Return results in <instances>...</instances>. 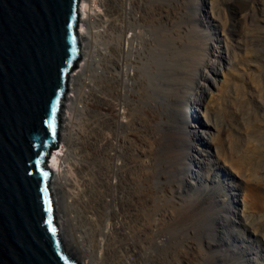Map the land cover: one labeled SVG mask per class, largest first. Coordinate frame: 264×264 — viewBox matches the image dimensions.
Masks as SVG:
<instances>
[{
    "label": "bare ground",
    "instance_id": "bare-ground-1",
    "mask_svg": "<svg viewBox=\"0 0 264 264\" xmlns=\"http://www.w3.org/2000/svg\"><path fill=\"white\" fill-rule=\"evenodd\" d=\"M164 1L80 0L82 59L68 81L58 148L49 160L58 226L80 264H179V250L164 230H170L165 223L174 230L171 222L179 220L174 212L183 203L175 198L182 184L175 189L168 180H191L181 165L194 159L183 151L194 148L186 130L200 140L212 138L209 129H202L210 122L205 96L208 90L212 96V90L197 80L216 86L222 58L200 59L196 86L183 90L182 74L191 71L197 46L181 40V32L188 37L197 30L193 25L177 29ZM193 6L202 12L198 3ZM93 7L102 15L92 14ZM181 15L176 18L183 22ZM187 103L198 113L204 106L201 116L206 122L198 127L189 123ZM167 199L171 210L164 207ZM240 215L244 223L249 220L244 210ZM190 216L187 220L194 224L187 221L188 226L198 232L203 228L199 217Z\"/></svg>",
    "mask_w": 264,
    "mask_h": 264
},
{
    "label": "rangeland",
    "instance_id": "rangeland-1",
    "mask_svg": "<svg viewBox=\"0 0 264 264\" xmlns=\"http://www.w3.org/2000/svg\"><path fill=\"white\" fill-rule=\"evenodd\" d=\"M194 2L198 3L201 13L194 10ZM164 4L177 29L184 31L193 25L197 30L188 37L181 32V40H192L197 46L191 71L182 74L183 90L189 91L190 85L196 84V73L202 67L199 63L203 61L200 59L222 58L216 86L210 81L197 80L199 85L205 84L212 90V96L209 90L205 96L210 122L202 126L210 130L212 138L200 140L194 134L188 135L186 130L194 148L185 147L183 151L193 154L194 159L184 160L181 165L187 168L191 180L184 183L177 178L168 180L175 189L182 184L181 189L177 188L180 197L177 194L179 198L175 201L183 203V208L176 204V211L173 209L174 216H179L178 221L174 219L177 223L171 222L174 230L170 223H165L169 224L171 232L175 231L174 235L165 228L164 233L173 237L174 246L180 251L176 253L179 264H264V0H165ZM93 8L92 14L102 15L101 9ZM180 15L184 17L183 22L176 18ZM203 46L206 55L202 54ZM206 65L208 71L210 67ZM65 105L66 101L63 112L67 110ZM84 105L88 108L85 101ZM200 110L198 113L192 111L188 103L185 105L187 120L197 127L200 122H206V117L201 116L204 106ZM210 123L215 128L212 129ZM200 132L197 133L201 135ZM173 179H177L176 183ZM171 206V201L165 200V209L171 210ZM56 210L58 212L57 207ZM240 210L249 216L246 224ZM192 213L197 214L203 226L198 229L199 233L188 226V222L194 221ZM188 217H191L189 221Z\"/></svg>",
    "mask_w": 264,
    "mask_h": 264
},
{
    "label": "water",
    "instance_id": "water-1",
    "mask_svg": "<svg viewBox=\"0 0 264 264\" xmlns=\"http://www.w3.org/2000/svg\"><path fill=\"white\" fill-rule=\"evenodd\" d=\"M79 19L80 0H0V264H80L49 167L82 56Z\"/></svg>",
    "mask_w": 264,
    "mask_h": 264
},
{
    "label": "snow or ice",
    "instance_id": "snow-or-ice-1",
    "mask_svg": "<svg viewBox=\"0 0 264 264\" xmlns=\"http://www.w3.org/2000/svg\"><path fill=\"white\" fill-rule=\"evenodd\" d=\"M54 112H55V109H53V114H54ZM51 231L55 232V229L53 228V229H51Z\"/></svg>",
    "mask_w": 264,
    "mask_h": 264
}]
</instances>
